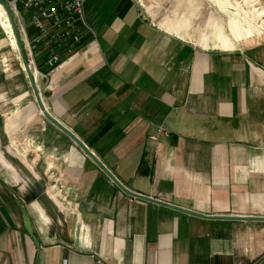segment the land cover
I'll list each match as a JSON object with an SVG mask.
<instances>
[{
	"label": "crops",
	"instance_id": "crops-1",
	"mask_svg": "<svg viewBox=\"0 0 264 264\" xmlns=\"http://www.w3.org/2000/svg\"><path fill=\"white\" fill-rule=\"evenodd\" d=\"M83 11L95 33L78 51L51 70L35 54L48 110L136 191L264 215V38L228 19L209 46L186 32L193 9L159 20L138 0H84ZM3 25L0 264H264V219L196 215L117 186L41 113ZM157 123L170 131L151 140Z\"/></svg>",
	"mask_w": 264,
	"mask_h": 264
},
{
	"label": "built area",
	"instance_id": "built-area-1",
	"mask_svg": "<svg viewBox=\"0 0 264 264\" xmlns=\"http://www.w3.org/2000/svg\"><path fill=\"white\" fill-rule=\"evenodd\" d=\"M21 33L30 68L35 73L46 75L36 66L35 54L45 56L48 69L56 66L63 56H72L85 32L93 31L84 18V0H6ZM94 32V31H93ZM170 129L161 123L155 124L149 139L168 134ZM100 264L103 261L97 259Z\"/></svg>",
	"mask_w": 264,
	"mask_h": 264
},
{
	"label": "rangeland",
	"instance_id": "rangeland-1",
	"mask_svg": "<svg viewBox=\"0 0 264 264\" xmlns=\"http://www.w3.org/2000/svg\"><path fill=\"white\" fill-rule=\"evenodd\" d=\"M138 1L140 2L142 9H144L146 13L148 12V14L159 20L163 18L172 19L175 17H179L182 19L187 10L193 9L192 13L189 14L187 18L188 20H186V23L189 24V26L186 28V32L190 38H193L195 40H199L200 36L206 37L209 46H213V43L215 42V37H213L215 27L219 25L221 28H223V30L226 29V21L228 19L236 22L238 26H241V28H249L253 33L252 37L264 38V0H203L205 4V12L202 16H198L199 11L201 10L200 6L202 5L200 3V0ZM0 18L2 19V23L4 22L5 24V29H9L8 32L11 34L14 40V36L8 24L7 15H5L2 11L1 6ZM94 33L95 31L90 32L91 35H93ZM19 34L21 36L20 32ZM250 38L248 39L250 40ZM248 39L239 40L237 43L247 41ZM16 47L18 46L16 45ZM17 49L18 48H14L15 62L21 68V57ZM22 71L24 70L22 69ZM24 73H26V71ZM48 76L49 73L46 72V75H40L39 73H37V76L35 77L43 100H45L44 98L48 91Z\"/></svg>",
	"mask_w": 264,
	"mask_h": 264
},
{
	"label": "water",
	"instance_id": "water-1",
	"mask_svg": "<svg viewBox=\"0 0 264 264\" xmlns=\"http://www.w3.org/2000/svg\"><path fill=\"white\" fill-rule=\"evenodd\" d=\"M5 13H7V18L10 22V28H12V32L14 35V39L15 42H17V46H18V50H19V55L22 58V67L23 70L26 71V75L28 77V81H29V85L32 87L33 89V93H34V97L35 100H37V103L39 105L40 111L43 115L46 116V118H48L54 125H56V127H58L59 129L63 130L64 132H66L71 139L73 140L74 143H78L80 145V147L86 152V154L93 158L94 161L100 166V168L108 173V175L110 176V178L116 183L117 186H119L122 190H125L127 193H129L130 195H133L135 197H141L147 200H154L157 202H160L162 204H168L171 205L179 210H185L187 212L193 213V214H199V215H203L206 217H235V218H241V217H245V218H262L264 219V215L262 214H230V213H226V214H221V213H217V212H211V213H204V212H200V211H195L189 208H186L184 206H180L177 204H174L170 201H165L162 199H159L155 196H151L148 195L146 193H143L141 191H136L128 186H126L124 183H122L117 176L113 173V171H111L108 167H106V165L102 162V160L97 157V155L94 153L93 150H91L88 145L71 129L69 128L63 121H61L58 117H56L54 114H52L48 108L45 105L44 100H42V95H41V91L39 89V86L37 85L36 82V78H35V73L34 71H32V69L30 68V63L28 60V57L25 55V50H24V45L23 42L21 41L20 38V34H19V30L18 27L16 25V21L14 18L13 13L11 12V9L9 7V4L6 0H0ZM22 218H23V225L26 229V231L30 234V236L32 237L35 245L38 244V239L37 236L35 234V232H33V226H32V222H31V218H29L27 212L25 211V209H22Z\"/></svg>",
	"mask_w": 264,
	"mask_h": 264
},
{
	"label": "bare ground",
	"instance_id": "bare-ground-1",
	"mask_svg": "<svg viewBox=\"0 0 264 264\" xmlns=\"http://www.w3.org/2000/svg\"><path fill=\"white\" fill-rule=\"evenodd\" d=\"M0 6H1V9H2V11L4 12V14L7 15V13H5V11H4V8H3L1 2H0ZM8 24H9V26H10V22H9V20H8ZM4 26H5V24H4ZM8 30H9V29H8ZM10 30H11V32H12V28H10ZM12 34H13V32H12ZM10 36H11V34H10ZM13 36H14V35H13ZM10 38H11V40H12V43L15 44V46H16V45H17V42L14 43L15 39L13 40L12 36H11ZM11 40H10V41H11ZM17 48H18V47H17ZM21 59H22V58H21ZM21 63H22V62H21Z\"/></svg>",
	"mask_w": 264,
	"mask_h": 264
},
{
	"label": "trees",
	"instance_id": "trees-1",
	"mask_svg": "<svg viewBox=\"0 0 264 264\" xmlns=\"http://www.w3.org/2000/svg\"><path fill=\"white\" fill-rule=\"evenodd\" d=\"M37 65H38V64H37ZM141 170H144V168H143V167H141ZM144 171H145V172H147V173L149 172V170H144Z\"/></svg>",
	"mask_w": 264,
	"mask_h": 264
}]
</instances>
